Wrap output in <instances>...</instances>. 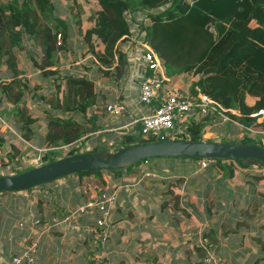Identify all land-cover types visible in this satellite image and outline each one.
<instances>
[{"label":"trees","instance_id":"1","mask_svg":"<svg viewBox=\"0 0 264 264\" xmlns=\"http://www.w3.org/2000/svg\"><path fill=\"white\" fill-rule=\"evenodd\" d=\"M68 1L78 34L90 52L97 57L102 55L100 60L107 67L103 71L108 78L119 80L128 63L119 41L137 34L158 53L170 79L181 73L195 77L189 86L191 92L199 90L225 107L239 108L241 115L237 118L245 123L255 121L249 116L250 112L264 108V0H86V3L98 7V23L89 28L84 25L88 17L85 0ZM81 23L85 29L81 28ZM70 29L67 21L55 13L53 0H0V63L12 72L9 80H5L0 72V103H9L10 108L5 107L6 111H3L18 125L24 139L29 140L35 135V124L40 116L20 103L26 99L29 88L40 86L35 83L29 87L28 77L18 76L21 71L15 51L18 45L15 44L23 42V46L27 47L26 42L30 41L31 46L38 47L40 59L34 58L32 61L37 68H42L40 75L51 76L54 82L55 88L50 93L30 95L37 96L38 103L43 101L48 104L44 109L46 127L43 143L47 145V149L41 153L44 162L59 157L61 150L58 146L65 143L74 142L65 155L79 152L80 145L86 142L88 135L82 136L98 126L93 116L96 114L92 111L106 110V101H97L100 87L93 77L47 67L53 63L57 48H67ZM94 38L98 40L97 46H94ZM131 42L135 43L132 39ZM247 94L257 97L253 104L246 102ZM88 111L91 112L90 116L87 115ZM186 125L182 132H174L171 136L159 133L142 138L137 133L139 124L135 123L130 131L121 134L115 148L167 138L254 142L264 146L263 138H255L249 132L237 136L239 140L230 139V135H233L230 130L232 125L227 123L215 128L216 124L206 115L194 113L188 117ZM212 129L217 130L213 132ZM210 130L218 139L204 137ZM4 139L2 134L0 145ZM12 148L18 147L12 143ZM98 148L105 147L94 144L84 151ZM254 164L264 165V162L254 158L209 160V165H215L223 171L222 175L228 176L234 174V167L245 169V166ZM30 167L17 169L13 173ZM102 170L80 171L75 175L81 178L95 174L105 184ZM111 171L121 172V169ZM245 175L248 184L253 183L252 178L259 181L264 177L249 170H245ZM170 185L171 182L166 192L174 195ZM204 235L209 236L210 240H217L213 228ZM196 247V254L203 259L205 250L201 246ZM258 261L253 264H259Z\"/></svg>","mask_w":264,"mask_h":264},{"label":"crops","instance_id":"2","mask_svg":"<svg viewBox=\"0 0 264 264\" xmlns=\"http://www.w3.org/2000/svg\"><path fill=\"white\" fill-rule=\"evenodd\" d=\"M133 36L138 37L137 34H133L130 38L128 37L129 39L119 41V45L124 50L128 60L124 74L119 80L110 79L116 87L112 88L113 90L109 89L108 96L107 89L103 86V88H100V93L97 97L99 103L102 101H106L105 104L109 101H120L125 105L126 109L121 113L122 115L116 118L113 116L117 115L109 114L106 110L92 111V113L96 114L93 116L98 126L95 130L82 136L88 135L86 148L81 149V151L90 149L95 144V140L104 141L108 145L107 149L114 148L112 143L116 142L121 134L133 128V120L148 111V106L139 100V82L144 71V60L141 46L131 42ZM7 43L9 42L7 41ZM22 47L18 46V49L21 51V49L26 48L23 45ZM36 51L40 54V49ZM60 51L55 52L53 57L55 62H59L60 56L62 58L63 54H68L71 57V53L75 50ZM82 51L79 55L77 54V58L73 57V62L70 61V64L79 63V65L83 66V72L91 77H95L91 67L97 65L96 68L99 73L103 74L106 65L100 60L102 55L100 54L97 57L87 48ZM36 59L38 60L37 57ZM89 59L92 60L90 61ZM32 60L34 59L31 57L24 60L18 58L20 68H24L25 65L28 66L26 68L28 73L21 71L18 76H30L29 67L34 71L39 70L38 73L40 74V69L42 68L38 69ZM86 61H90L88 62L89 67L86 65ZM51 65V69L58 68L60 70L59 66L53 67ZM66 68H71V66L67 67L66 65ZM105 76L107 77V75ZM194 78L192 75L181 73L174 79L169 78L162 81L160 90L164 92L173 87L187 90ZM6 79L9 80L10 78ZM256 98V96L247 94L245 100L248 104H253ZM87 115L90 116L91 112L88 111ZM110 121H116L117 123L105 125ZM158 157H161L157 158L159 159L158 163L164 166L162 162L163 156ZM194 160L199 162V158ZM131 166L121 169V172H113L107 169L112 175L104 176L105 184L102 183V186L93 185L88 190H86L87 186H84L82 187L84 192L80 191L79 196L73 195L72 198L61 195L62 192L70 188L68 185L57 189L47 185L49 183L47 182L41 186L32 187L31 189H35L33 190L35 195L34 199L30 198L29 205L31 207L34 205V207L22 209V204L19 203L20 207L16 209L17 223L22 226L24 235L13 238L10 234H7L2 239L3 241L0 239V264H7L12 253L18 251L24 243L31 241L37 242L34 264H87L89 256L94 250L95 241L103 233L106 235L103 264H206L196 254L197 250L195 249L197 248L196 246H201L199 233L204 232L205 226L203 222L196 219V213L188 210L181 202L182 209L169 205L168 196H172V194L167 193L166 189L170 181L166 185L168 180H163L165 176L157 172L158 175L154 177L161 180L151 179L153 182H149L148 179L146 181L147 187L154 191L140 192L141 190L137 188L147 177L144 180L142 178L139 179V174L133 172L135 164ZM105 170H102L103 173ZM153 170L156 171L154 168ZM72 175L77 176L75 174L67 175L66 177L69 179L66 182L75 179V177L70 178ZM89 175L92 176L93 174ZM84 177L89 179L87 175H84ZM94 180L95 182L97 181L96 179ZM244 181V184L248 185L246 179ZM253 181L255 182V180ZM108 183H111L108 186L112 190H106ZM170 186L173 189L175 188L173 185ZM102 187L106 188L103 190L101 189ZM227 188L230 187L227 186ZM27 189L19 190L18 201L28 197ZM0 192L3 193V197H6L4 196L7 195L6 191ZM140 195L146 196V199L153 204V208H145V204L135 201ZM177 195L179 196V194ZM184 195H180V197L184 198ZM107 196H114V199L112 203L103 205L101 201ZM93 198H97V201H93ZM6 199L7 202L10 201V198ZM209 200H213V198L210 196ZM74 203L80 205H78L79 209H81V206L85 207L83 211L80 210L82 213L78 217H75ZM179 209L182 212L179 213ZM7 213L13 214L14 211L13 213L7 211ZM101 217H104L105 221L102 219L103 223L97 224L98 218ZM193 218L196 221L189 223V220ZM72 223L78 229L75 233L70 232ZM220 225L224 226L225 223ZM214 231L219 234L216 235L217 240H211V242L217 243L218 249H216V252L217 254L220 252L225 257L224 259L222 258L223 261H227L229 264H253L254 261L259 259V264L264 262L262 258H259L262 257L259 251L236 247L233 241H230L233 249L227 250L224 247V238L227 235L225 228L222 232L223 236H220V227L216 229L215 225Z\"/></svg>","mask_w":264,"mask_h":264},{"label":"rangeland","instance_id":"3","mask_svg":"<svg viewBox=\"0 0 264 264\" xmlns=\"http://www.w3.org/2000/svg\"><path fill=\"white\" fill-rule=\"evenodd\" d=\"M2 1L5 2L7 0H2ZM53 3L55 5V13L57 14V16L66 20L67 23L71 26L68 46L64 50H75V51L71 53V57L68 54L67 55L63 54L62 58L60 56L59 62H55L54 60L51 66L55 67L57 65L60 67L61 70L63 69L67 73L77 72L83 74L84 72L82 65H79V63H74L73 65L70 64L71 62H73L72 61L73 57H75L77 54L79 55L80 52L82 53L83 52L82 50H86L87 44L84 42L82 37L77 32V27L71 16L69 1L53 0ZM84 4L85 5L87 4L88 7V12L86 13L88 14V17L84 23V25H86L85 28H89V26L97 25L98 7L95 6L94 4L90 5L86 3V0ZM86 14L83 15L84 18L86 17ZM95 14H97V17L95 16ZM81 28L85 29L82 26V23H81ZM93 42H94V46H97L98 40L96 38H94ZM22 43L20 42L19 44H15V45H18L20 46V48H23ZM26 44L27 47L25 49H21V51L20 49H15V51L18 53V58L24 60L25 58L28 59L31 56L33 57V59L36 57L40 59L39 58L40 54L36 51L39 50V48L31 46L30 41H27ZM57 50H62V49L57 48ZM20 54L21 56H19ZM89 60L91 61L92 59ZM90 61H86V65L88 67H89L88 62ZM66 65L67 67L71 66V68H66ZM96 66L97 65L91 67L93 69L92 70L93 73L95 74V77L94 76L92 77L94 78L97 86H99L100 88L101 87L103 88L104 86V88L107 89V96H108V93L110 91L109 89H112L116 86L110 80L111 78L105 76L106 75L105 73L100 74ZM47 67H50V65ZM26 68H28V66L25 65L24 68H20V71L23 72L28 71V69ZM38 69H40V67H38ZM29 70L31 72V75L28 76L29 87H31L35 83L39 84L40 87L31 88L32 90L28 87L29 89L27 90V94L25 95L26 99L20 104L27 105L28 108L33 110V112L35 111L38 112L40 116L39 119L42 122L40 120L36 122L35 135L31 136V139L29 140L24 139L21 136L20 132L18 131V125L13 120H11V117L7 116V112H4L6 111L5 107H7L8 109L10 108L9 103L1 101L0 134L1 135L3 134L5 136V139L3 144L0 145V174H11L17 169H24L28 166H33L44 162L43 160H41V153L47 149L45 148L47 147V145L43 143V133L46 127L45 124L46 120L44 119L45 118L44 109L47 108L48 104H46L43 101H40L38 103L37 96L31 97L30 95L31 93H34L35 95H38L40 93L48 94L52 90H54L55 86L51 76L40 75L38 73L39 70L34 71L30 67ZM0 72H1V76L5 80L6 78H10L12 76V72L6 69L4 64L0 66ZM187 75H192V74H187ZM120 115L113 117L116 118ZM262 122H264L262 120V116L256 118L255 121L249 124L253 128V130H248V131L241 130L240 129L241 126L239 127V125L237 126V124L232 125L230 130L232 134H234V136L230 135L229 138L232 140H239L237 136L241 135L244 132H249L255 138L258 139L263 138L264 140V132L258 131L260 129H264V124ZM115 123L117 122L110 121L105 125H111ZM217 126H225V124H216L215 128ZM214 130L216 131L217 129H212L213 132ZM212 131L211 130L208 131V133L205 134V137L206 138L213 137L214 139H218V136H214ZM224 131L226 130L224 129ZM12 143H15L18 148L13 149ZM86 143L87 141L82 144L81 149L85 148ZM95 144L98 147L108 148V145H106L104 141L100 142L98 140H95ZM112 146L114 148L117 147L118 142H113ZM70 147L71 145H67L64 148H60L61 151L60 154L58 155L60 156L65 155L66 151H68ZM12 153H14V155H12ZM157 158H161V157H153L146 161L140 160L137 163H135L133 172L139 174V179L142 178V180H144V178L147 177L146 180H144L137 188L141 190L140 192L142 193L149 191L153 192L154 190L152 191L149 187H147L146 181L149 179V182H153L151 179H160L154 177L157 176L158 174L165 176L163 180H168L166 182V185L170 181L173 187H175L174 188L175 194L172 196L170 195L171 197L168 196L169 205L178 206V208L182 209L181 206L182 203L184 204L185 207L188 208V210L196 213V219L203 222L205 226L204 232L199 233L200 237L201 235H204V233L207 230L210 231V228H213L214 230L215 225H216V229L218 227L221 228L220 236H223L222 232L224 231L225 228L227 235L224 238L225 241L224 247L227 250L233 249L230 242L233 241L236 247L247 250L250 249V251L251 250L259 251L260 256H262L259 258H262L264 260V177L261 178L262 179L261 181H256L255 179L252 178V181L255 180V182L253 181V183L248 185L244 184L245 182L244 179L247 178V176L245 175V170H249L250 172L264 175V165L254 164L251 166H245V169L234 167V174L232 176H228L225 174L222 175L223 171L218 170L215 167V165H212L213 167L209 164L206 166H201L200 162L197 161L195 162V160L190 157H188L187 159V157L163 156L162 158L164 159H162V162L164 163V166H161L158 163L159 159ZM226 162L228 163L229 161ZM153 168L156 169V171H154ZM103 174L104 176L112 175V173L107 171V169L104 171ZM73 177H75V179L71 180L70 182L69 181L66 182V180L69 178L63 176L61 177V179L59 178L47 183V185L57 189L63 188L65 185H68V187L70 188L62 192L61 195H65L66 197H71V198L73 197V195L79 196V193L80 191H82V187L84 186H87L86 190H88V188L92 187L93 185L102 186V182L100 181V178L95 174L90 176L89 179H86L85 178L86 176L84 177V175L80 179L78 178V176H74V175H72L70 178ZM180 178L184 180L180 181L179 180ZM94 179H96L97 181L95 182ZM108 185H111V183L107 184L106 186L107 188L105 187L106 190H112L111 188H109L110 186ZM227 186H229L230 188H227ZM105 188L102 187L101 189L104 190ZM33 190L35 189L28 188L27 189L28 197L23 199L22 201L17 200L20 194L18 193L19 190L6 191L5 193L7 195H4L6 197H3L2 195L3 193L0 192L1 241H3L2 239H4L5 235L7 234H10L13 238L19 235H24L22 226L17 223L18 217L16 216V209L20 207L19 203L22 204L21 205L22 209L34 207V205L32 207L31 205H29L30 203L29 201L31 199H34L35 191ZM82 192H84V189ZM177 194H179V196ZM180 195H184V198H181ZM210 196L211 198H213V200H209ZM6 198H10V201L7 202ZM135 201L140 202L141 204L142 203L145 204V208L146 207L149 209L153 208V204H151L149 200L146 199V196L140 195L139 198L136 199ZM78 205H79L78 203H74L73 205L75 217L80 216V214L82 213L79 209L80 205L79 206ZM180 209H179V213L182 212ZM7 211H11L12 213L14 211L15 215L14 213L8 214ZM196 219L193 218L189 220V223H191L192 221L195 222ZM108 220L110 219L108 218ZM224 223H225L224 226L220 225ZM71 228L72 229L70 232L75 233L78 231V229L74 227V223H72ZM217 234L219 233L217 232ZM217 234L215 233V236ZM208 238L210 240V237ZM212 244H213V249L216 251V249H218V245L216 246L217 243L213 242ZM217 255L221 260L225 258L220 252ZM222 263L218 262V264H222ZM262 264H264V262Z\"/></svg>","mask_w":264,"mask_h":264},{"label":"built area","instance_id":"4","mask_svg":"<svg viewBox=\"0 0 264 264\" xmlns=\"http://www.w3.org/2000/svg\"><path fill=\"white\" fill-rule=\"evenodd\" d=\"M132 40L135 42L134 44L141 46L144 60V71L139 82V100L148 106V111L133 120L134 124H139L137 133L142 138H148L159 133L171 136L174 132H182L187 126L188 117L194 113L208 116L213 124H237V126H241L240 129L243 131L253 130L249 125L250 123H245L237 118L241 115L239 108L225 107L205 92L199 90L191 92L189 89L180 87L169 88L162 92L160 84L162 81L168 80L169 77L164 71L160 56L147 41H143L137 36L132 37ZM105 109L109 114L120 115L126 107L120 101H109L106 103ZM249 116L255 119L262 116L264 121V108L250 112ZM258 131L264 132V129ZM73 144L74 142L65 143L58 147L64 148ZM81 148L82 145L79 147L80 151ZM209 160L208 158H199L201 166L208 165ZM113 199L114 196H107L101 202L103 205L105 203L110 204ZM92 200L97 201V198ZM84 209L85 207L81 206L80 210L83 211ZM102 219L105 221L104 217L98 218L97 224L103 223ZM105 241L106 235L103 233L95 241L94 250L89 256L87 264H103ZM200 245L205 250L202 260L206 264H218V262L229 264L219 258L207 236L201 235ZM36 253L37 242H26L18 251L10 255L7 264H34Z\"/></svg>","mask_w":264,"mask_h":264},{"label":"water","instance_id":"5","mask_svg":"<svg viewBox=\"0 0 264 264\" xmlns=\"http://www.w3.org/2000/svg\"><path fill=\"white\" fill-rule=\"evenodd\" d=\"M158 156L208 159L254 158L264 162V146L254 142L167 138L119 148L79 151L33 165L18 173L0 174V191L41 186L56 178L80 171L123 169L144 158ZM87 177L90 178V175Z\"/></svg>","mask_w":264,"mask_h":264}]
</instances>
